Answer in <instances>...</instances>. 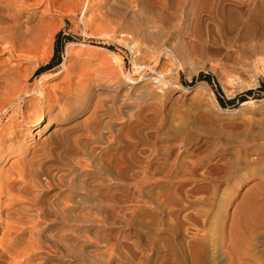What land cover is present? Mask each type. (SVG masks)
<instances>
[{
    "label": "rangeland",
    "instance_id": "rangeland-1",
    "mask_svg": "<svg viewBox=\"0 0 264 264\" xmlns=\"http://www.w3.org/2000/svg\"><path fill=\"white\" fill-rule=\"evenodd\" d=\"M163 1L91 0L85 12L71 17L56 10L42 14L46 4L19 16L0 13L20 32L40 22L54 29L28 57L0 47V135L14 140L7 158L1 150L0 183L3 171L27 159L48 161L52 175L97 172V202L84 195L83 207V213L97 215V223L83 222L81 242L71 235L74 228L59 224L38 246L21 244L20 250L30 246L29 251L12 264H264V46L235 47L217 29L221 51H211L185 28L161 32L154 26ZM182 15L181 22L189 23L187 13ZM223 23L242 37L254 30L264 36V0L245 9L229 5ZM57 40L60 57L53 59ZM163 44L177 62L161 53L155 63ZM62 85L72 90L62 100L70 117L47 116L37 125L52 105L48 95L54 98ZM154 107L159 116L148 118ZM118 108L129 114L118 115ZM108 121L116 126L106 128ZM57 124L69 128L65 135L56 131L63 143L55 148L46 138ZM122 152L154 159L132 166L135 175L125 179L114 173ZM147 166L154 177L144 173ZM40 177L46 185V176ZM55 193L50 196L56 200ZM6 199L0 191V203ZM22 199L13 209L25 219L15 229L41 232L45 223L33 224L38 211L28 197ZM61 229L70 235L67 243L58 236Z\"/></svg>",
    "mask_w": 264,
    "mask_h": 264
},
{
    "label": "bare ground",
    "instance_id": "bare-ground-1",
    "mask_svg": "<svg viewBox=\"0 0 264 264\" xmlns=\"http://www.w3.org/2000/svg\"><path fill=\"white\" fill-rule=\"evenodd\" d=\"M90 1L91 0H0V4H3L2 6H0V13L2 12L5 14V12H7L8 15L10 16H19L22 13V11L26 10L27 8L37 7V6L39 7L43 4H46L45 8L42 10V14L49 12L50 10H56L59 12H64L65 15H69L71 17L74 15H78V12H80L81 14L85 12L84 9L88 8L89 6L88 4L90 3ZM252 1L257 2L258 0H164L163 5H162V12L158 15L157 24L154 27L160 30L161 32H169L175 28L176 29L185 28L186 31L190 34V38H194V40H196L199 43V46L201 48L208 45V50H211V51L212 50L221 51L220 47L215 45L217 44L215 35L217 33V29H222L226 35L228 43H232L233 46L235 45V47L241 46L242 48L256 49L259 46L260 47L264 46V36L260 37L257 34V31L254 30L253 32H251L250 35L246 37H242L240 36L239 31H233L230 28L226 27L225 23H223L224 16H225V9L229 5H235L239 7L240 9H245L248 7V5ZM185 8H188L187 12L185 11ZM29 13L30 12H27L26 14L27 18L29 17ZM182 13H185V14L187 13L189 23L181 22V20L183 19ZM4 18H5L4 15L0 16V47L1 46L3 48L6 47V49L9 48L11 51L10 53H12L11 55L16 56L18 58L19 57L23 58L24 56L28 57L29 54H31L33 50H35L36 46L39 47L40 43L42 44V42H44L42 41V38L45 35L47 36V34H49L50 36L51 32H54V29H50V27H47L46 25L44 26L42 22L39 23L38 28H35V30H30V31L28 30L25 33L23 31L20 32L21 30L19 31L18 30L19 28H17L14 24H9V22L6 23ZM161 53L166 54L170 58L174 59L176 62L178 61L176 53L168 49L167 47H165V45L163 44V46L161 47V49L159 50L157 54L158 55L157 59L155 58L156 64L158 63L159 55ZM178 65H181V64L178 63ZM12 69H15V67ZM4 71H7V70H4ZM4 74L6 75V73ZM10 74H12V72ZM5 77H7V75L4 76L3 78L5 79ZM21 77L19 78L21 79ZM13 78L15 77H11V80ZM19 78H17L18 81H20ZM9 80L10 78L7 81L9 83L8 84L9 86H10V82L12 83L15 82V84H17L15 80H12L10 82ZM23 81L24 80H22V82ZM23 83L20 85L21 86L24 85ZM18 85L16 89L18 88L21 89V87H19L20 85L19 86ZM63 85L58 87L60 92L58 91L59 93L54 94L55 95L54 98L48 95V98H47L48 102L50 103L52 101V105L47 111V113L44 112V113L39 114V116L37 117L35 121L37 125L45 121L47 116L57 121L60 120V118L70 117L68 113L64 111V109L66 108L65 106L66 102L65 101L62 102V100L67 101V99L70 97L69 94L71 93L72 90L71 88H69V85H67L68 87L66 86L63 87ZM9 88H11V86ZM22 88L24 91L23 86ZM10 92L13 93L12 95L19 96L17 95V92L19 91H17L16 94L14 93V90H11ZM20 96H23V94ZM243 104H254V103L253 101H246ZM55 107L59 108V110H57L56 113L53 112ZM126 108L128 109V107ZM128 110H131V108L129 107ZM118 112H119L118 115L120 116L129 114L123 111L122 108H118ZM159 112H160L159 109L154 107L150 111L147 112L146 116L147 117L149 116L148 118L152 119V117H158ZM110 123L111 121L109 123H106L105 127L112 128L116 126L115 124L111 125ZM67 126L68 125L57 124L55 125L53 131H50L49 135L47 136L46 139L51 140L55 148L62 145L63 142H61V140L59 139H58L59 141L56 140V138H58V136L60 135L66 134V131L68 130H65V128H69ZM139 126L140 124H136L133 126L131 125V127L127 126L130 128L129 134L131 132L134 133V129L135 128L137 129ZM40 127H42V125ZM58 130H59V133H61L60 131H62L60 135L56 133V131ZM148 134L149 136L150 135L153 136L152 132H148ZM9 139L5 140L2 137V135H0V157L2 153L1 150L7 152V155L5 156V158H7L8 154H12V152H14V151H11L14 146L13 145L14 140L12 141L11 139L10 140ZM55 148L53 149L55 150ZM53 149H51L52 152H54ZM41 150H39L37 153L38 154L41 153ZM141 152H143L142 154L147 153V151L144 149H142ZM124 153L125 152H122L120 154V158L118 159L120 163L119 165L115 167L114 173H118V176H123L125 179H128L129 176L132 175L130 173L133 170L132 166L142 164V163L144 164L145 158H148V159H145L146 160L145 162L151 165V161H153L154 159V157H151V156H146L144 159L137 158V156L134 155L136 152H134V154L131 153L129 155H127L126 153L124 154ZM158 159L159 158H157V160ZM27 160L25 162H22V164L20 162V165L16 168L11 167L5 170V172L3 171V173H5V180H3L2 183H0V191L1 193H4V195L7 196V199L6 201H3L0 203V223L2 224L1 227L4 228L3 237L0 240V264L17 263L16 259L17 257L20 256V254L23 255L30 246L31 247L38 246L39 242L41 241V237H43V234L47 231H51V230L53 231V228L56 225L61 224V225L70 227V229L74 228L75 232L73 233H76V234H71V235H74L75 242L78 243L83 236V222L97 223V215H94L91 213L89 214L83 213V207L86 203V199L84 195H87L92 203L96 204L97 202V183H96L97 182V178H96L97 172L96 171L92 172L88 177L83 176L80 172L74 173L73 171H70L69 169H67L68 175H65V174L57 175V171L55 175H52L51 168L48 165V161L44 160L43 158H37L34 161H32L31 159H30L31 161L30 160L27 161ZM95 160H94V166L97 168V162L95 163ZM107 161L112 162L111 159H107ZM65 166H67V164ZM144 173H146L147 175H150V177L155 176L152 170V167H149V166L145 167ZM3 176L1 177V179L3 178ZM40 176H46V179H47L46 185L43 184ZM133 176H131V178ZM139 177L140 176H138V178ZM32 191L33 192L37 191V194H35V196L33 194L32 196H29V194H31ZM191 191H194V188ZM52 192H56L55 194H57V198H56L57 201L55 199H52V197L50 196ZM26 197H28V200L32 201L33 207L36 209V211H38L37 219L33 221V224L35 226H38L43 221V223H45L46 225L45 228H43L41 232L36 233L35 231H32L26 226H21L20 229H15L17 226H20V224L23 222V219L25 218H23V215L17 212V210L15 211V208L13 209V207L15 204L21 201L22 198H23L22 201H25L24 198ZM52 234H55V233H52ZM58 236L60 237V240H62L64 243L65 241L67 243V240L70 239L69 238L70 235L67 234L66 230H63V229L60 230ZM49 240L51 242V239ZM25 242H28V245L29 243L31 245L28 248L26 246L27 250L22 251V249L20 250V246L21 244ZM70 243L71 242L69 241L68 244ZM79 244L81 245V243ZM63 245L61 249H64ZM77 248H78V251H80L81 247L77 245ZM37 250L39 251V249H36V251ZM44 250H46V248ZM233 259L235 258L232 257L231 260Z\"/></svg>",
    "mask_w": 264,
    "mask_h": 264
},
{
    "label": "trees",
    "instance_id": "trees-1",
    "mask_svg": "<svg viewBox=\"0 0 264 264\" xmlns=\"http://www.w3.org/2000/svg\"><path fill=\"white\" fill-rule=\"evenodd\" d=\"M59 44H60V41L57 40L56 54L54 55L53 59H54L56 56L60 55L59 52H60V48H61V46H59ZM58 57H60V56H58ZM60 62H61V58L58 59V62H57L56 64H59ZM201 79H205V80H207V81H210V76H208L207 74H201ZM249 92H252V90H250ZM244 101H246V99H245V98H242L241 103L244 102ZM230 102H231V101H230ZM231 103H232V102H231ZM221 104H222L223 106H225V105H226V102H225L224 100H221ZM224 109H225V108H224Z\"/></svg>",
    "mask_w": 264,
    "mask_h": 264
}]
</instances>
